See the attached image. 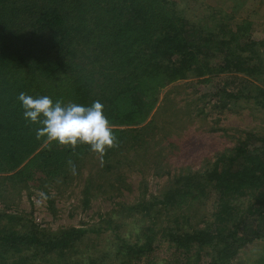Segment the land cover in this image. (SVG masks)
Instances as JSON below:
<instances>
[{
    "label": "trees",
    "instance_id": "trees-1",
    "mask_svg": "<svg viewBox=\"0 0 264 264\" xmlns=\"http://www.w3.org/2000/svg\"><path fill=\"white\" fill-rule=\"evenodd\" d=\"M236 11L208 8L204 26L186 17L176 0H0V174H11L2 179L27 190L36 182L46 196L79 182L86 170L88 206L87 196L101 188L92 182V163L108 173L121 165L133 172L160 141L158 133L180 121L166 97L158 106L160 91L178 81L247 76L256 83L245 95L222 92L220 111L243 101L264 112V37L251 41L246 21L228 29L223 22L235 20ZM21 92L63 104L99 101L116 146L101 156L87 145L73 149L38 139L39 125L22 116ZM206 166L174 177L159 196L144 191L120 207L139 225L133 242L109 217L52 231L0 212V264H231L245 245L264 238V130L246 132ZM211 194L213 222L185 229L181 211L159 221L187 200ZM106 234L113 245L98 249L91 241Z\"/></svg>",
    "mask_w": 264,
    "mask_h": 264
},
{
    "label": "rangeland",
    "instance_id": "rangeland-1",
    "mask_svg": "<svg viewBox=\"0 0 264 264\" xmlns=\"http://www.w3.org/2000/svg\"><path fill=\"white\" fill-rule=\"evenodd\" d=\"M176 2L184 10L186 17L193 18L194 21H198L196 23L204 26L208 23V18H202L206 9L220 8L223 13L230 14L233 8H237L238 15L234 17L235 20L225 19L223 24L235 32L236 27H241L243 21H246L249 24L247 34L251 41L258 42L264 37V0H176ZM260 52L264 60V50L260 49ZM218 62L220 63L219 60ZM252 83L256 81L247 76L224 74L206 76L201 81H178L168 85L160 91L158 106H162L166 97V101L171 102L176 110L185 112V116L178 111L180 121L172 124V119L166 132L158 133L160 141L158 140L150 149V154L146 161H142L140 168L126 172V166L121 165L108 173L100 168L98 161L92 163V182L94 180L101 188L87 196L88 206L83 204L86 170L83 171L79 182L74 181L70 186L62 188L59 193L50 189L46 196L38 188V183L35 185L36 182L30 183L34 187L28 184L30 189L27 190L24 184L2 179L11 174H0V212L19 217L23 222L29 220L40 228L52 231L100 224L99 221L109 217L121 224L122 237L135 241L139 225L136 226L134 219L124 218V214L120 213L122 210L120 207H124L122 205L136 203L144 191L148 196H159L171 187L174 177L187 174L189 171L193 173L204 170L219 154L236 145L246 132L255 134L263 132L264 112L257 111L252 104L245 105L242 101L236 106L226 107L223 112L220 111L222 92L245 95ZM187 108L190 110L189 114L186 112ZM197 108L202 111L201 115L197 114L195 110ZM149 147L144 149L148 150ZM211 195L207 200H187L186 204L175 208L176 210H172L173 213H168L167 216L163 215L159 221L168 223L172 218L176 219L181 211L188 219L186 224L182 223L185 229L188 226L201 228L215 220L216 197L214 194ZM91 242H95L98 249L112 246L114 243L107 234ZM164 256L162 254L159 258ZM231 264H264V238L245 245Z\"/></svg>",
    "mask_w": 264,
    "mask_h": 264
},
{
    "label": "clouds",
    "instance_id": "clouds-1",
    "mask_svg": "<svg viewBox=\"0 0 264 264\" xmlns=\"http://www.w3.org/2000/svg\"><path fill=\"white\" fill-rule=\"evenodd\" d=\"M23 118L39 125L36 137L73 149L78 144L87 145L92 152L103 156L107 149L116 146L111 123L103 105L94 101L85 106L78 103L63 104L47 95L31 96L21 92L17 96ZM70 171L77 174L76 166L68 161Z\"/></svg>",
    "mask_w": 264,
    "mask_h": 264
}]
</instances>
